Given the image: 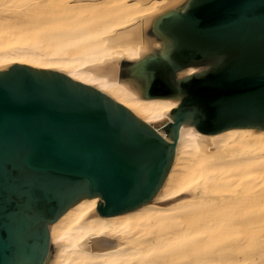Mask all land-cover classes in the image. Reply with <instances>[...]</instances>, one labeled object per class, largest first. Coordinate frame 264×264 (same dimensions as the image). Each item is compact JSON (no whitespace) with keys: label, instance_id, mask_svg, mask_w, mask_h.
Segmentation results:
<instances>
[{"label":"water","instance_id":"1","mask_svg":"<svg viewBox=\"0 0 264 264\" xmlns=\"http://www.w3.org/2000/svg\"><path fill=\"white\" fill-rule=\"evenodd\" d=\"M138 34L125 81L176 101L157 129L54 68L0 65V264H45L50 225L83 198L102 216L151 201L182 125L264 129V0H169Z\"/></svg>","mask_w":264,"mask_h":264},{"label":"bare ground","instance_id":"2","mask_svg":"<svg viewBox=\"0 0 264 264\" xmlns=\"http://www.w3.org/2000/svg\"><path fill=\"white\" fill-rule=\"evenodd\" d=\"M168 1L0 0V65L54 68L103 91L156 128L153 122L170 120L176 101L144 97L121 78V71L123 62L146 53L138 33ZM261 162L264 129L200 134L182 125L172 165L153 199L110 216L96 210L99 197L79 200L50 225L45 264H148L150 252L161 248L165 257L156 264H166L172 256L169 264H264V256L227 263L220 257L223 252H216V261L210 249L208 255L193 245L179 249L183 240L200 239L206 248L228 239L226 232L260 228L262 203L256 195ZM229 166L240 170L236 187ZM229 193L239 203L235 209L216 206ZM175 255L184 260L176 261Z\"/></svg>","mask_w":264,"mask_h":264},{"label":"rangeland","instance_id":"3","mask_svg":"<svg viewBox=\"0 0 264 264\" xmlns=\"http://www.w3.org/2000/svg\"><path fill=\"white\" fill-rule=\"evenodd\" d=\"M122 64L124 66V62ZM121 78L125 79L123 74H122V71H121ZM260 165L264 166V162H261ZM228 170L230 173L229 178H230V183L232 184L231 186L232 187L238 186V182L242 180L240 178V175H239L240 170L234 169V166L233 167L229 166ZM257 181L259 183L258 184L259 191H258L256 196L260 199V201L262 203V209H261V222H262V224L258 230H256V231L247 230V231H235V232L229 231V232H226L225 234L230 236L228 239H226L224 242L219 241L217 243H213L212 245H209V247H208V245H206V248H204L205 245L203 246L200 243L201 242L200 239H198L199 241H197L196 243H195V241L183 240L181 242V245H179V249H181L180 246L191 247L193 245L194 249H197V248H199L200 250L204 249V251L206 252L207 255L212 254V253H209L210 252L209 249L211 250V252H213V254H215L216 252H218L219 254H220V252H223L222 254H220V257H222V255H223V260H227V263L229 260L230 261L232 260L231 262H234L233 260L237 261L238 259H243V258L250 257V256L251 257L256 256L258 258L263 257L264 256V168L260 169V174L257 178ZM234 197H236L235 193H229L228 195H226V201L220 202L216 206L221 205L222 208L226 207V208L235 209L236 205H238L239 203L236 200L235 201L232 200ZM167 232L168 231L164 232L163 235L165 236V234ZM218 233H219V231L216 230L213 232V235H217ZM203 244H205V243H203ZM237 246L242 247V248L238 249V250L231 249V248L237 247ZM176 249H178V248H176ZM165 250H163V248H161V249H156V250H153L152 252H150L149 261L147 260L148 264H156V261H158L160 259L164 260L163 258L165 257V253H166ZM172 251H174V250L172 249L170 252L167 251V253H169V255H170V253ZM182 252H184V249ZM200 252H202V251H200ZM181 253H178V254H181ZM197 253H199V251ZM216 255H217V253L214 255L215 257H211V258L214 260L216 258V261H218V258ZM175 256H178V259H176V261L177 260L180 261V258H183V260H184V257H180V255H175ZM203 256H206V255H204V254L201 255V257H203ZM173 257L174 256H172V258ZM206 257L210 258V256H206ZM172 258L170 257L167 260H170V259L173 260ZM167 260L165 261V263L169 264V261H167ZM170 263H173V262H170ZM220 263H225V262H220Z\"/></svg>","mask_w":264,"mask_h":264}]
</instances>
